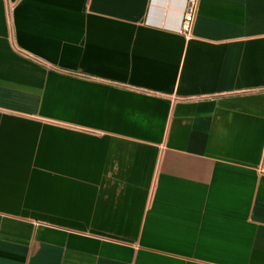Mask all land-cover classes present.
Returning <instances> with one entry per match:
<instances>
[{"label": "crops", "instance_id": "obj_1", "mask_svg": "<svg viewBox=\"0 0 264 264\" xmlns=\"http://www.w3.org/2000/svg\"><path fill=\"white\" fill-rule=\"evenodd\" d=\"M0 0V264H264V0Z\"/></svg>", "mask_w": 264, "mask_h": 264}, {"label": "built area", "instance_id": "obj_2", "mask_svg": "<svg viewBox=\"0 0 264 264\" xmlns=\"http://www.w3.org/2000/svg\"><path fill=\"white\" fill-rule=\"evenodd\" d=\"M196 4V0H186L185 7L181 15L180 25L178 27V31L185 37L191 36Z\"/></svg>", "mask_w": 264, "mask_h": 264}]
</instances>
